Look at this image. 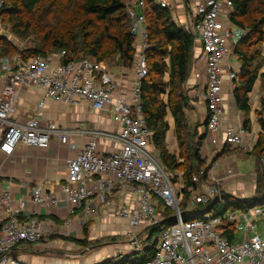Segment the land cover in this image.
Masks as SVG:
<instances>
[{
	"label": "built area",
	"instance_id": "1",
	"mask_svg": "<svg viewBox=\"0 0 264 264\" xmlns=\"http://www.w3.org/2000/svg\"><path fill=\"white\" fill-rule=\"evenodd\" d=\"M156 3L168 8L163 1ZM192 5L193 22L189 30L199 36L205 60V79L200 97L208 113L207 140L215 148L230 146L251 151L254 143L253 140L245 141L248 132L244 125L228 123L223 127L226 79L234 94L241 71V66L233 61H237L233 49V3L231 0H193ZM4 6L5 0H0V14ZM145 7L144 0H137L128 11L132 22L131 35L136 39L138 54L137 78L131 101L121 97L114 99L119 83L104 62L86 58L67 63L64 62L65 51L30 61L18 57L13 64L3 65L0 60V77L3 80L0 91V153L11 156L19 146L48 149L53 138L68 144L71 137L77 135L57 124L42 125L40 116L47 100L64 106L86 104L95 112L108 109L118 130L115 133L92 132L78 155L67 161V179L62 193L70 207V218L65 226L72 224L78 211H83L87 219L96 216L99 205H105L119 188H126L132 195L130 205L120 204L114 217L126 224L132 251L129 256L120 254L118 259L137 257L143 251L142 240L138 238L140 231L162 223L166 219L165 210L169 209L174 213L173 218L176 217L175 223L162 229L152 258L142 264H264V224L260 234L251 235L256 229L253 218L258 215L264 218V211L255 210V207L242 211L245 232L239 242L223 237L227 231L223 228L225 222L235 225L238 218L231 210H228V216L218 215L217 207L224 204L223 192L226 190L217 163H208L193 178L196 187L190 190L194 191L190 210L209 204L211 210L193 220H185V214L180 210L181 196L177 193L175 175L167 172L160 163L152 145V133L142 114L141 86L148 75L145 53L149 49L143 14ZM7 33L0 18V41L3 37L8 39ZM23 87L44 92L34 114L25 121L14 117ZM99 139L115 142L118 149L110 153L101 150ZM261 162L264 165V150ZM29 199L47 209L58 207L62 202L43 185L34 187ZM25 207L24 199L18 200L14 206L11 190L0 189V264H22L16 256L20 247L56 235L36 216H26Z\"/></svg>",
	"mask_w": 264,
	"mask_h": 264
},
{
	"label": "trees",
	"instance_id": "2",
	"mask_svg": "<svg viewBox=\"0 0 264 264\" xmlns=\"http://www.w3.org/2000/svg\"><path fill=\"white\" fill-rule=\"evenodd\" d=\"M129 1L56 0L44 5L45 0H5L0 18L9 31L7 32L22 40L33 36V40L30 47L18 51V48H13L11 42L3 37L0 41V57H10L16 51L24 61H30L39 56L46 57L65 51L64 62L67 63L86 58L106 62L115 58L123 68L130 70L137 61V50L136 39L131 35ZM144 1L146 7L143 14L146 18L149 49L145 53L148 75L141 86L142 114L152 133V145L157 151L160 163L172 175L176 172L183 174L184 199L188 200L191 196L190 190L196 187L193 178L205 165L201 149L206 134L198 136L196 132L191 134L188 131L186 110L190 108V100L183 91L191 72L195 35L178 27L168 8L161 7L155 0ZM231 1L234 6L232 21L234 26L240 29L243 28L242 19L247 18L253 8L264 14V0ZM263 25L264 18L261 17L259 22L250 26L251 35L262 36ZM249 37L250 35L243 36L234 46V54L242 63L238 80L241 88H236L234 97L242 112L250 110L248 94L252 91L261 68L260 65L254 66L255 58L243 50ZM169 114L175 122L179 155L171 154L167 146ZM245 127L247 128V124ZM258 149L262 152L264 150L263 137L253 150L254 154L257 153V163L261 165L257 169L255 195L248 200L223 197L224 204L217 207L218 215L227 210L234 211L235 208L247 212L258 204H264V167L260 164ZM223 151L222 154L226 152L225 149ZM183 203L180 210L185 214V220L196 219L204 212L207 213L211 207L210 204L201 205L190 210L191 200ZM173 216L174 213L166 209V219L158 226L147 229L146 237L142 241L143 251L137 257H127L123 260L108 258L100 264H142L152 258L162 229L175 223ZM223 228L227 230L223 237L232 242L235 239L234 224L225 222Z\"/></svg>",
	"mask_w": 264,
	"mask_h": 264
},
{
	"label": "crops",
	"instance_id": "3",
	"mask_svg": "<svg viewBox=\"0 0 264 264\" xmlns=\"http://www.w3.org/2000/svg\"><path fill=\"white\" fill-rule=\"evenodd\" d=\"M155 1H163L167 3L173 21L177 26L195 35V43L191 57V72L187 81V95L190 100V108L186 110V115L187 117L190 116L195 119L196 122H200L202 126L200 129L203 131L202 134H205L208 113L205 104L200 97V92L202 91V85L205 79V67L200 65V60L204 62V65L205 60L203 58L202 44L199 36L189 30L191 29L190 25L193 22L192 12L189 14L186 10L187 0ZM191 1L193 4V0ZM234 30L235 38L233 47L243 36H245L244 33H241L240 28L235 27ZM236 58L237 61H233L236 65L240 66L242 63L237 56ZM133 69L134 68L129 71V69H125L120 65L113 66L109 69L110 74L119 83V89L113 96L114 99L121 97L131 101L137 78L136 72L135 74L133 73ZM262 77L263 72L258 73L257 81L252 91L248 94L250 106L249 112H242L239 110L234 94L231 93L230 90L231 84L226 79L224 89L226 117L224 119L223 127L228 123L235 125L242 124L244 126L247 124L246 129L248 135L245 141L248 143L253 140L254 146L251 151L244 152L245 154H243V148H233L230 146L215 148L209 144V140H207L208 136L206 135V139L203 141L201 149L202 160L205 162L207 161L208 163H217L221 169V176H224V173H228L227 171H235L236 175H239L237 162L240 158L253 156L257 160V156L254 154L253 150L264 135V111L260 113L261 107L264 106V97H262L264 96V89L260 88ZM2 87L3 80L0 77V91ZM236 88H241L240 82L239 84L237 83ZM43 97V91L35 90L31 87H23L19 93V103L14 116L15 119L19 118L22 121H25L28 117H31L34 114L35 106L43 99ZM260 99H262L261 103ZM169 116L171 120L168 119ZM40 119L44 126L48 124H57L59 127H64L65 129L76 132L77 135H73L68 144H62L59 139L53 138L50 148L48 149L19 146L11 156L0 153V189L11 190L14 199V206H17L18 200L21 198L24 199L26 202L24 214L26 216L34 215L43 221L50 229L56 232L58 238L55 239L58 240L67 242V240L70 241V239L73 241L74 239H77L81 241L84 237L85 228L88 229V237L95 241L100 239V236L104 239L108 238L110 235L120 232L121 228L122 230L127 229V226L123 221L114 217V212L120 204L125 203L130 205V198L132 195L126 188H119L112 193L105 205H99L97 207L98 214L96 216L87 219L83 211H78L72 219V224L70 226H65L66 220L70 218V207L65 201V196L62 193V186L66 183L67 179V161L78 155L90 140L92 132L100 131L115 133L118 130V125L113 120V116L109 110L106 109L102 112H95L86 104L64 106L47 100ZM167 122L170 128L167 134V146L169 152L176 155V147H178V143L175 136V122L170 114L167 117ZM169 134L171 135L170 142ZM202 134H200V136ZM98 142L99 148L107 153L114 152L118 149V145L115 142L103 139H99ZM224 149L226 152L222 154ZM205 152H207L206 157L204 155ZM38 185H43L46 191L56 194L62 201L60 206L47 209L44 206L33 203L29 199L30 193L31 190ZM229 185L230 184L228 183L227 186H225V190L229 195L236 193V187L240 188V185L235 184L234 182L231 186ZM231 188H233L232 191H230ZM49 244L50 243H48V245ZM67 245H61L60 249L65 248ZM25 246L26 245H23L17 250L20 253L17 255V258L22 264L45 263L44 257H40L39 259L36 257L37 255L29 256L23 252L25 251V248H23ZM36 259H39L40 261ZM52 262L53 261L49 263L53 264ZM95 262L98 261L93 262L91 260L90 263L83 264H97ZM60 263L75 264L74 262H67L66 260H63Z\"/></svg>",
	"mask_w": 264,
	"mask_h": 264
},
{
	"label": "rangeland",
	"instance_id": "4",
	"mask_svg": "<svg viewBox=\"0 0 264 264\" xmlns=\"http://www.w3.org/2000/svg\"><path fill=\"white\" fill-rule=\"evenodd\" d=\"M56 0H45L44 5H48L49 3H53ZM137 0H130V6H133V3H135ZM186 10L189 12V14L192 12V16H193V7H192V1L191 0H187L186 1ZM264 18V14L260 13L258 11H256L254 8L251 10L250 15L245 18L242 19L243 22V28H241V33H244L246 36L250 37L247 39V43L244 47L243 50L247 51L251 56H253L255 58V63L254 66L260 65L261 68L259 70L260 72H263V77H262V81H260V88L264 89V25L262 27V32L263 35H256L254 36L251 35L250 32V26L253 24H256L257 22H259L260 18ZM239 21H241V19H239ZM2 27L5 29V31H8L5 26L2 24ZM9 29V28H8ZM9 32V31H8ZM8 34V41L11 42L13 48H15L18 51L21 50L22 48L25 47H30L32 45V40H33V36H31L29 39L27 40H22V38H16L14 36H12L10 33ZM241 36V34H240ZM237 38V37H236ZM29 41V42H27ZM235 47H233L234 49ZM19 53V52H18ZM16 53V51L7 58H1L0 60L3 61V65L5 63H9V64H13L14 60L18 57H20L18 54ZM138 55V54H137ZM106 64V66L109 67V69L111 67H115L116 65H120L118 59H111L109 61L104 62ZM137 61L135 62L134 65V69H133V73L135 74L136 72V64ZM0 64V65H2ZM200 65L204 66V62L202 60H200ZM121 66V65H120ZM241 66V65H240ZM132 69V68H131ZM130 71V70H129ZM168 78V76H166V79ZM202 85V84H201ZM203 86V85H202ZM183 91L188 93L187 91V82L185 83L184 87H183ZM264 97V96H262ZM262 102V99H260V103ZM264 102V100H263ZM264 106L261 107V111L260 113H262ZM170 119V116L168 118ZM188 119V131L192 134V133H197L198 136L200 134L203 133V131L200 129L201 124L200 122H196L195 119H193L192 117H187ZM171 135L169 134V142ZM264 138V135H263ZM174 145H175V141H174ZM262 149V148H261ZM261 149H258V154L260 155V164H262L261 160H262V156H263V152L260 151ZM177 153L176 155H179V149L178 147H176ZM244 150V149H242ZM157 152V151H156ZM244 152H247L246 150L243 151V154H245ZM205 157L207 155V152H205ZM257 155V153L255 154ZM236 161V160H235ZM238 166V172L239 175H236V172H230L227 171L228 173H224L222 176L223 181L222 184L225 186H227V184L229 183L231 186L233 184V182L235 184L240 185V188H235V194L229 195L227 191L223 192L224 197L226 196H230L232 198H236L239 200H248L251 199L254 195H255V191H256V187H257V182H258V174H257V169L258 166L261 167V165H259V163H257V160L255 159V157L251 156V157H246V158H240L237 162ZM208 165V162H205L204 168H206V166ZM262 166L264 167V165L262 164ZM256 169V170H255ZM255 172V173H254ZM264 174V172H263ZM253 179V181H252ZM175 182H176V189H177V193H179L180 200H181V204H184L183 202H187L190 201L192 202V199L194 197V191H191V196L188 200L184 199V189H185V180L183 179V174L181 172H176L175 174ZM222 186V189L224 188ZM242 188V189H241ZM244 188V189H243ZM233 188H231L230 191H232ZM242 190V191H240ZM227 193V194H226ZM231 194V193H230ZM253 205V204H252ZM251 205V206H252ZM232 210V209H231ZM255 210H262L264 211V204L260 205H256L255 206ZM234 214L237 215V224L234 225V233H235V241L239 242L243 236H244V232H245V220L242 218L243 217V212L240 209H236L233 211ZM229 211H225L222 214H220V217H225L228 216ZM251 216H248L247 218H250ZM252 223L256 226V229L254 232L251 233V235H255V234H260L263 230V224H264V218L261 217L260 215H258L257 217L253 218ZM148 231L147 230H141L139 233L138 238L140 240H144L146 237V233ZM101 235V234H100ZM158 236V235H157ZM51 240H50V239ZM58 238V236L53 235V236H48L47 238L44 237L43 240H41L39 243H35L32 245H26L25 247V252L26 254H28L29 256L32 255H37L36 257L40 259V257H44V264H50L49 262L53 261V264H61L60 262L63 260H66L67 262H74L75 264H83V263H90V261L92 260L94 261H98L95 262L97 264L102 263L105 259L107 258H113V259H117L120 257V254H124L125 256H129L131 253V247H130V234L128 233V230H120V232L110 235V237L108 238H103L102 236H100V239L98 240H92L91 238L88 237V229L84 231V237L83 239H81V245L79 242L80 240H75L74 241L72 239L63 241V240H58L55 239ZM103 238V239H102ZM48 243H50L48 245ZM63 244H68L65 248L60 249V246ZM21 248V247H20ZM20 254L19 251L16 252V256ZM69 254V255H67ZM70 256V257H69ZM34 257V256H33ZM69 258V259H68ZM39 259H36L38 261H40ZM69 260V261H68ZM43 261V262H44ZM59 262V263H58Z\"/></svg>",
	"mask_w": 264,
	"mask_h": 264
},
{
	"label": "water",
	"instance_id": "5",
	"mask_svg": "<svg viewBox=\"0 0 264 264\" xmlns=\"http://www.w3.org/2000/svg\"><path fill=\"white\" fill-rule=\"evenodd\" d=\"M210 210H211V208H209L208 212H209ZM204 213H206V212H204ZM204 213H203V214H204ZM173 219L176 220V217H174Z\"/></svg>",
	"mask_w": 264,
	"mask_h": 264
}]
</instances>
